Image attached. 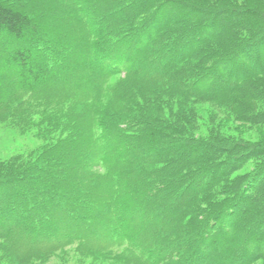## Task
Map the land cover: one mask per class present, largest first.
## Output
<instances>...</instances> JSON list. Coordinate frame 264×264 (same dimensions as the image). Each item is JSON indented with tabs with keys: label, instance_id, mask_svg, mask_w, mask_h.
<instances>
[{
	"label": "trees",
	"instance_id": "1",
	"mask_svg": "<svg viewBox=\"0 0 264 264\" xmlns=\"http://www.w3.org/2000/svg\"><path fill=\"white\" fill-rule=\"evenodd\" d=\"M7 123L55 139L0 161L8 264H264V0H0Z\"/></svg>",
	"mask_w": 264,
	"mask_h": 264
},
{
	"label": "rangeland",
	"instance_id": "2",
	"mask_svg": "<svg viewBox=\"0 0 264 264\" xmlns=\"http://www.w3.org/2000/svg\"><path fill=\"white\" fill-rule=\"evenodd\" d=\"M118 79L111 81L114 84ZM215 109L209 105H203L198 107V116L200 121L198 127L200 128V134L203 137H207L210 133L214 132L216 128L221 129V132L226 134H235L236 127H243L234 121H227L224 116H221ZM244 130H240L242 133ZM43 135H42V134ZM40 134V135H39ZM243 137L251 141H258L264 139V129L250 130L243 133ZM42 138L51 139L47 133L40 131L36 127L25 128V130H19L11 124H0V161H8L14 157H20L28 155L32 151H38L44 149L45 141ZM55 139L50 143H53ZM253 166L249 165L244 171H250ZM65 225L62 226V228ZM63 252H56L55 258L50 260L47 264H94L91 259L81 258L75 252L71 250L66 251V255L61 254ZM69 253V254H67ZM64 256L63 259H59L58 256ZM0 264H8L0 252Z\"/></svg>",
	"mask_w": 264,
	"mask_h": 264
}]
</instances>
